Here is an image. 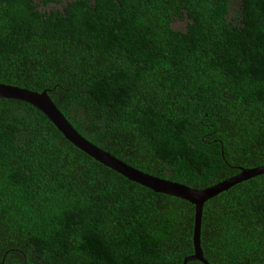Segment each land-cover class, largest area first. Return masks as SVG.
I'll return each instance as SVG.
<instances>
[{"label": "trees", "instance_id": "obj_1", "mask_svg": "<svg viewBox=\"0 0 264 264\" xmlns=\"http://www.w3.org/2000/svg\"><path fill=\"white\" fill-rule=\"evenodd\" d=\"M231 3L0 0V82L47 89L95 145L204 187L264 164V0ZM192 216L0 97V264H181ZM199 245L210 264H264V171L202 203Z\"/></svg>", "mask_w": 264, "mask_h": 264}, {"label": "water", "instance_id": "obj_2", "mask_svg": "<svg viewBox=\"0 0 264 264\" xmlns=\"http://www.w3.org/2000/svg\"><path fill=\"white\" fill-rule=\"evenodd\" d=\"M0 97L17 99L29 103L39 110L52 123L63 138L73 146L105 167L125 177L127 180L140 184L154 192L168 194L191 203L193 205L191 229L192 251L182 257L181 264H185L188 260H198L203 264H210L202 256L199 245V224L202 203L207 198L226 189L233 183L264 171V164L251 167H239L238 172L212 184L200 188L191 187L181 182L141 171L86 139L72 127L64 115L54 105L45 88L37 91L10 83L0 82Z\"/></svg>", "mask_w": 264, "mask_h": 264}, {"label": "rangeland", "instance_id": "obj_3", "mask_svg": "<svg viewBox=\"0 0 264 264\" xmlns=\"http://www.w3.org/2000/svg\"><path fill=\"white\" fill-rule=\"evenodd\" d=\"M61 2H64L65 0H60ZM232 4V7H236V4H237V0H233V3ZM53 8V7H59V3L55 4V3H49L47 4L46 6H41L39 5V8L40 9H47V8ZM185 24V19H175L173 22H172V26L174 28H179V29H182L183 26Z\"/></svg>", "mask_w": 264, "mask_h": 264}]
</instances>
